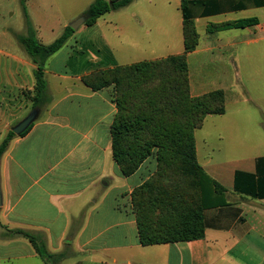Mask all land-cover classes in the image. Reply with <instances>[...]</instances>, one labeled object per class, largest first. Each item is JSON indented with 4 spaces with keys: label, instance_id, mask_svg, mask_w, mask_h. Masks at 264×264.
Wrapping results in <instances>:
<instances>
[{
    "label": "crops",
    "instance_id": "obj_1",
    "mask_svg": "<svg viewBox=\"0 0 264 264\" xmlns=\"http://www.w3.org/2000/svg\"><path fill=\"white\" fill-rule=\"evenodd\" d=\"M173 1L171 24H98L103 15L82 24L45 62L47 101L0 159V264H47L17 230L36 236L53 264H264V0L185 5L198 34L186 54L189 95L224 94V113L206 116L194 131L197 163L225 190L224 204L203 211L201 239L140 244L132 194L154 175L156 160L149 157L131 176L120 173L110 134L115 86L93 90L83 82L97 72L184 55L182 0ZM247 19L254 23L216 28ZM33 25L44 46L70 27ZM93 29L99 37L92 38ZM11 35L0 33V145L32 112L36 84L37 65L19 43L22 35H12L19 50Z\"/></svg>",
    "mask_w": 264,
    "mask_h": 264
},
{
    "label": "trees",
    "instance_id": "obj_2",
    "mask_svg": "<svg viewBox=\"0 0 264 264\" xmlns=\"http://www.w3.org/2000/svg\"><path fill=\"white\" fill-rule=\"evenodd\" d=\"M133 0H94L83 14L84 25L92 26L101 16L128 6ZM182 0L184 55L94 73L83 78L85 85L99 90L115 86L117 114L110 128L112 157L124 177L134 174L153 156L154 175L132 194L139 241L142 246L188 242L204 235L203 211L224 204L225 190L212 181L196 160L194 131L206 116L224 113L220 91L196 98L189 95L186 54L195 50L198 34ZM254 20H239L217 29L243 28ZM26 36L19 43L37 65L33 108L47 101L45 62L59 52L72 36L64 34L48 46L39 43L36 30L26 16ZM34 125V124H33ZM33 125L21 136L26 135ZM17 135L10 131L0 145V159ZM26 237L47 264L55 257L40 246L36 236Z\"/></svg>",
    "mask_w": 264,
    "mask_h": 264
},
{
    "label": "rangeland",
    "instance_id": "obj_3",
    "mask_svg": "<svg viewBox=\"0 0 264 264\" xmlns=\"http://www.w3.org/2000/svg\"><path fill=\"white\" fill-rule=\"evenodd\" d=\"M93 2L94 0H0V33L5 30L12 35H26L27 15L32 24L50 23L70 26L83 17L88 6ZM173 13H176L173 0H133L126 8L101 17L98 24H134L138 28L141 26L137 24H154L160 21L171 24L174 18L171 19L170 16ZM198 30L200 44H203L204 32L200 24ZM89 34L93 36L92 38L100 36L97 29H93ZM13 42L12 49L16 47L19 50L18 43L14 39ZM199 59L203 60L204 54L199 56ZM204 132L205 128L202 129V133Z\"/></svg>",
    "mask_w": 264,
    "mask_h": 264
},
{
    "label": "water",
    "instance_id": "obj_4",
    "mask_svg": "<svg viewBox=\"0 0 264 264\" xmlns=\"http://www.w3.org/2000/svg\"><path fill=\"white\" fill-rule=\"evenodd\" d=\"M85 18L81 17L75 22H73L70 27L73 31H76L82 24H84ZM40 114V109L35 108L32 110V112L24 119L22 120L17 126H15L12 131L17 135L21 136L24 134L38 119ZM2 205V192L0 188V206Z\"/></svg>",
    "mask_w": 264,
    "mask_h": 264
}]
</instances>
